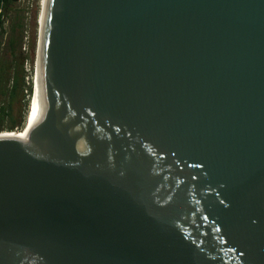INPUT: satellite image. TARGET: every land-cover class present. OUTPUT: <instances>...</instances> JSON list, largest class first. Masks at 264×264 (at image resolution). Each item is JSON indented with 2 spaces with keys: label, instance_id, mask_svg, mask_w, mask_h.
<instances>
[{
  "label": "water",
  "instance_id": "water-1",
  "mask_svg": "<svg viewBox=\"0 0 264 264\" xmlns=\"http://www.w3.org/2000/svg\"><path fill=\"white\" fill-rule=\"evenodd\" d=\"M35 82L0 264H264V0H43Z\"/></svg>",
  "mask_w": 264,
  "mask_h": 264
},
{
  "label": "trees",
  "instance_id": "trees-1",
  "mask_svg": "<svg viewBox=\"0 0 264 264\" xmlns=\"http://www.w3.org/2000/svg\"><path fill=\"white\" fill-rule=\"evenodd\" d=\"M13 1L0 0V44L1 39L5 35L3 29L4 16ZM20 42L21 38L11 30L10 35L9 33L7 34L6 43L3 46L4 52L0 56V134L20 132L24 127L28 113V98L31 95V85L25 84L22 62L19 66L13 65L18 59L16 45L19 43V48L22 46ZM22 92H26V95L23 96V111L20 116H16L14 107L17 103L18 94H22Z\"/></svg>",
  "mask_w": 264,
  "mask_h": 264
},
{
  "label": "rangeland",
  "instance_id": "rangeland-1",
  "mask_svg": "<svg viewBox=\"0 0 264 264\" xmlns=\"http://www.w3.org/2000/svg\"><path fill=\"white\" fill-rule=\"evenodd\" d=\"M43 0H14L6 14L4 16V37L1 39L0 44V56L4 52V47L6 43L7 34L11 30L16 33L18 37L21 38L20 48L19 43L16 45V55L18 56L17 62L15 65H20L22 62L24 81L25 84L32 86V79L34 75L35 63H36V51H37V41H38V29H39V18L42 8ZM26 95V92L18 94L17 103L14 107L15 115L20 116L23 111L24 99L23 96ZM31 96V95H30ZM27 99V98H26ZM30 102V98H28ZM29 105V103H28ZM31 106V104H30ZM30 112V109H28ZM29 113H27V116ZM26 119V118H25ZM30 121H25V129H22L19 133L24 131V135L27 133L29 128ZM15 133V132H14Z\"/></svg>",
  "mask_w": 264,
  "mask_h": 264
},
{
  "label": "bare ground",
  "instance_id": "bare-ground-1",
  "mask_svg": "<svg viewBox=\"0 0 264 264\" xmlns=\"http://www.w3.org/2000/svg\"><path fill=\"white\" fill-rule=\"evenodd\" d=\"M35 84H36V87H35V91H34L35 92L34 97H33L31 106L29 105V108H30V112H28L29 116H26V119H25V121H28V122L30 121L29 128H28V131L25 135H24V132H22V133H20V135H18L21 139H25V137L31 131L32 127H34L33 125L35 123H37L40 119V105H39V100H38V95H37L38 86H37L36 82H35ZM25 125H24V127H26ZM23 129H25V128H23ZM13 134L16 135L18 133H13Z\"/></svg>",
  "mask_w": 264,
  "mask_h": 264
}]
</instances>
